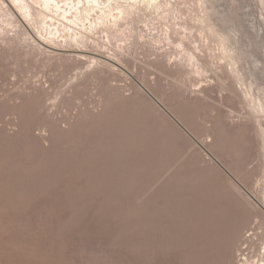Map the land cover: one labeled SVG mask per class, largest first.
<instances>
[{"label":"rangeland","instance_id":"obj_1","mask_svg":"<svg viewBox=\"0 0 264 264\" xmlns=\"http://www.w3.org/2000/svg\"><path fill=\"white\" fill-rule=\"evenodd\" d=\"M20 1L0 264H264V0Z\"/></svg>","mask_w":264,"mask_h":264},{"label":"bare ground","instance_id":"obj_2","mask_svg":"<svg viewBox=\"0 0 264 264\" xmlns=\"http://www.w3.org/2000/svg\"><path fill=\"white\" fill-rule=\"evenodd\" d=\"M42 1V3H43V5H44V7L46 8H48V7H50V6H53V7H56V8H58L59 6L57 5V2L55 1V0H41ZM80 0H78V2H79ZM93 2H97V0H92ZM12 2H14V4L17 6V7H19L20 8V10H22V11H26V9H27V5L25 4V3H22L20 0H12ZM58 6V7H57ZM10 7V6H9ZM73 17H74V15H73ZM33 37V36H32ZM39 38V37H38ZM37 38V40L40 42V43H42V44H44V41H42L40 38L38 39ZM47 45V44H46ZM50 47V46H49ZM53 48V47H52ZM54 49V48H53ZM56 50V49H55ZM73 51H76V53L78 54V55H82L83 53H81L80 51H78V49L77 50H73ZM103 58H105L106 60H110V61H112L111 59H109L108 57H105V56H103ZM114 63V62H113ZM258 261V260H257Z\"/></svg>","mask_w":264,"mask_h":264}]
</instances>
